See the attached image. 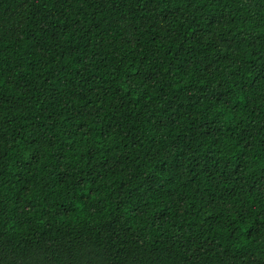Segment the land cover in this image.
I'll use <instances>...</instances> for the list:
<instances>
[{"label":"trees","instance_id":"trees-1","mask_svg":"<svg viewBox=\"0 0 264 264\" xmlns=\"http://www.w3.org/2000/svg\"><path fill=\"white\" fill-rule=\"evenodd\" d=\"M0 264H264V0H0Z\"/></svg>","mask_w":264,"mask_h":264}]
</instances>
